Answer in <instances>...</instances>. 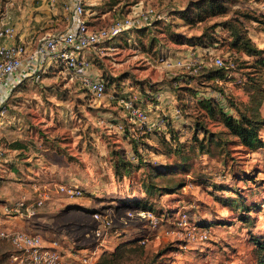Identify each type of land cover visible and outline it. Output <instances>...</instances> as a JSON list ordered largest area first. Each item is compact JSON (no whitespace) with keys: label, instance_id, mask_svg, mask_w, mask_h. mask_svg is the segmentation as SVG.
<instances>
[{"label":"rangeland","instance_id":"rangeland-1","mask_svg":"<svg viewBox=\"0 0 264 264\" xmlns=\"http://www.w3.org/2000/svg\"><path fill=\"white\" fill-rule=\"evenodd\" d=\"M70 1L57 0L58 10ZM209 1L83 0L90 26L102 28L125 17L139 26L88 50L92 71L107 82L102 98L92 97L78 78L56 62L40 81L24 78L7 96L6 111L0 115L2 211L5 203L27 196L33 182L49 187L50 194L58 183L76 185L82 192L72 198V204L82 211L67 208L63 218L38 225L51 230L53 224L65 233L68 253L88 255L87 264L252 262L251 238L264 235V145L248 149L229 143L222 164L220 145H207L214 155L211 158L193 138L224 131L215 102L226 103L228 110L231 103L234 109L264 116V67L254 63L255 57L242 44L233 45L234 34L226 26L235 24L234 32L247 36L264 54L260 21L264 0H213L212 12ZM13 2L0 0V10L8 11ZM150 7L169 13V21L142 25L143 13ZM65 23L66 14L58 13L51 30H63ZM192 55L207 67H216L212 60L218 56L231 63L233 70L223 82H191L195 93H186L183 87L190 74L198 72L175 63ZM124 96L146 110L145 124L130 117L120 103ZM200 99L214 101V116L200 107ZM200 126L206 133L196 129ZM260 135L264 140V126ZM180 156L185 158L184 171L166 176L155 173L157 166L178 163ZM54 158L57 165L51 171L47 162ZM38 160L34 171L24 169ZM168 176L180 183L173 193L161 188L167 186ZM149 185L152 194L146 195L144 188ZM57 195L65 201L69 198ZM129 199L143 200L157 214L168 208L184 210L192 224H204L186 234L163 215L153 230L144 220L127 218V210L136 208L116 207L117 200ZM96 209L112 218L102 244L93 233L97 222L91 214ZM203 228L210 230L206 238L199 235L198 229ZM140 235L147 239L140 242ZM10 251L9 243L0 239V264H17L10 259Z\"/></svg>","mask_w":264,"mask_h":264},{"label":"built area","instance_id":"built-area-1","mask_svg":"<svg viewBox=\"0 0 264 264\" xmlns=\"http://www.w3.org/2000/svg\"><path fill=\"white\" fill-rule=\"evenodd\" d=\"M83 0H71L63 5L66 14V23L63 30H54L44 33L32 46L22 39H16V28L5 15L0 11V115L6 111L5 99L13 91L14 87L21 83L24 78L33 81H40L46 69L56 62L63 70L79 79L80 84L96 99L103 97L106 90L103 77L96 71H92L93 64L87 55L89 49L96 46L102 40L114 37L120 32L139 26L132 18L112 20L110 24L102 28L90 26L86 17ZM169 21V13L156 11L150 7L143 13L144 26H151L157 22ZM192 57V58H191ZM190 57L189 60H180L175 64L181 69H190L198 72L202 66L199 56ZM215 66H222L223 60L215 56ZM93 68V69H92ZM120 103L129 111L130 117L140 123L148 121L146 110L135 105L134 99L129 96L120 98ZM4 153L0 152V157ZM49 187L41 186L36 182L31 184V191L15 201L3 205V212L8 216L26 215L32 216L41 208L46 201H50L57 194H65L69 198L81 195L82 188L71 184L58 183L54 193L50 194ZM127 218H135L139 221H146L151 229L160 226L162 216L152 210L128 209ZM93 219L97 222L93 229L94 236L100 244L107 236L105 228L112 223V218L99 211L93 210ZM174 225L184 229L187 233L196 229L197 225L192 224L188 214L184 210H178L173 217ZM199 235L206 238L210 234L207 228L198 229ZM169 232V231H167ZM0 239L6 240L11 246L10 259L17 264H87L86 257L78 253H64L53 241L52 245L44 244L42 236L38 232L24 229L2 228ZM147 238L139 236V241L144 242Z\"/></svg>","mask_w":264,"mask_h":264},{"label":"trees","instance_id":"trees-1","mask_svg":"<svg viewBox=\"0 0 264 264\" xmlns=\"http://www.w3.org/2000/svg\"><path fill=\"white\" fill-rule=\"evenodd\" d=\"M209 9H211V12L214 10L213 0H210L208 2ZM214 3H218L215 2ZM214 13V12H213ZM180 14V12H179ZM170 15H172V12H170ZM258 21V20H257ZM262 23H264V15L263 18H261ZM161 23L157 22L156 24ZM154 24V25H156ZM226 25V24H225ZM230 31L234 34L233 35V45H241L243 46L244 50L247 54L254 56L255 60L254 63H259L261 66L264 67V54L263 50L257 48L250 39L245 36L244 34L236 31L235 24L228 23L227 25ZM149 28V27H147ZM231 63H224L222 66H216V67H207V66H201L197 74H190L188 80L187 86L183 87L186 93L194 92L195 90H192L191 82L196 84L197 80L199 82L202 81H226L228 79V76L232 72L233 68H231ZM174 85H177V83L172 82ZM105 86L107 89V82L105 80ZM220 93V91H219ZM118 95V92H116ZM225 97V96H222ZM198 102L202 103L200 106L202 109H206L207 114H210L211 116L215 115L216 109L214 108L215 104L213 103V100L210 99H200ZM218 107V115L220 117V120L222 122L224 131H217L214 132H207L200 140H198L195 136L193 138L195 142L198 143V148H200L202 153H205L207 155H210L211 158H214L211 153V150L209 149V144L214 143L215 145H220L219 152L220 157L219 161L222 162V164H225V158L226 154L229 151L228 144H236L239 146L246 147L248 149H255L259 146L264 145V140L260 135V129L264 126V116H262L260 113H251V112H244L243 110L234 109V104H229L228 107L230 110H228L226 103L224 105L220 104L219 102H215ZM212 104V105H211ZM231 105V107H230ZM196 129H201L203 133H206V130L203 129L202 126L197 127ZM136 142V140H133ZM214 141V142H213ZM179 149H175L174 152H178ZM170 152V150L167 149V153ZM219 156V155H218ZM223 167V166H222ZM187 167L185 166V158L183 156H180V159L178 163L176 162H168L163 163L161 166H157L155 173L158 174V176H166L171 174H176L177 172L184 171ZM235 173V171L232 172ZM167 186L163 185L161 186L162 189H166L168 193L175 192V189L179 188L180 183L174 181L172 178L168 176L166 178ZM156 189L157 186L152 185ZM222 188H227V185H223ZM162 189L160 191H162ZM233 191L234 188H230ZM145 194H152V189L150 188V185L148 188H144ZM146 197V196H145ZM143 199V198H142ZM116 207H126V208H136V209H146L151 210L149 206L144 202L143 200H117L116 201ZM142 203V204H141ZM153 211V210H152ZM178 211V209L174 210L173 208H168L162 214H157L159 216H166L168 219H172L174 212ZM154 212V211H153ZM189 218V217H188ZM243 222H247V217L241 218ZM193 221V220H192ZM194 224L200 225V223L203 222H196L193 221ZM204 224V223H203ZM202 224V225H203ZM206 225V224H205ZM254 244L253 246V257L252 262L249 264H264V235L258 238H251Z\"/></svg>","mask_w":264,"mask_h":264},{"label":"crops","instance_id":"crops-1","mask_svg":"<svg viewBox=\"0 0 264 264\" xmlns=\"http://www.w3.org/2000/svg\"><path fill=\"white\" fill-rule=\"evenodd\" d=\"M56 3L57 0H14V2L10 4L8 11H0L5 15L7 20L15 26L17 32L16 39L25 40L32 46L41 35L54 31L51 30L54 19H56L58 13L61 14L62 12L64 14L63 7H60L61 11L58 10ZM157 123L158 120L156 121V124ZM51 153L55 154V151ZM56 161L55 158L48 160L47 163L51 167V171L55 169V165H57ZM37 163H39V160L26 167L24 166V169L27 171H34L39 165ZM49 176L51 177V174H49ZM64 199L65 198H59L58 196L53 197L46 207L38 210L35 216H8L5 215L2 211V206H0V224H5L0 225V229L13 228L38 232L42 236L44 244L52 245L53 241H56L61 251L68 253L70 244L69 240L65 239V233L58 232L57 229L55 230L53 224H51V230L47 229V227L43 228L38 225L40 221H46V219H50L52 222L55 218H63L66 213L65 209L67 208L73 210L74 207L77 211H82L80 206L72 204V201L75 199L72 200V198H67L66 201ZM71 210L67 213H70Z\"/></svg>","mask_w":264,"mask_h":264}]
</instances>
